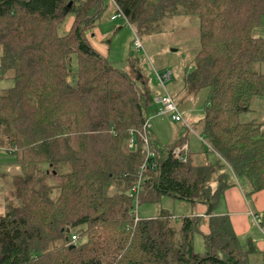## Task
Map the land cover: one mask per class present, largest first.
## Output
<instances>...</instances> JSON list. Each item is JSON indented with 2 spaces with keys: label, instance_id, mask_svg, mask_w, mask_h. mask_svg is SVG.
<instances>
[{
  "label": "trees",
  "instance_id": "16d2710c",
  "mask_svg": "<svg viewBox=\"0 0 264 264\" xmlns=\"http://www.w3.org/2000/svg\"><path fill=\"white\" fill-rule=\"evenodd\" d=\"M114 1L139 27L198 18L197 65L186 85L189 95L208 90L198 130L219 161L195 165L187 136L165 146L150 129L144 145L155 96L88 35L115 13L110 2L0 0L1 78L14 81L0 89V135L22 170L14 178L21 206L0 215V264H252L254 244L242 246L230 218L215 213L232 184L222 174L215 190L210 183L226 170L264 190V124L241 121L264 97V72L255 70L264 63V0ZM165 196L207 207L205 253L194 248L202 218L176 226L164 210L152 219L136 212Z\"/></svg>",
  "mask_w": 264,
  "mask_h": 264
},
{
  "label": "rangeland",
  "instance_id": "374dc122",
  "mask_svg": "<svg viewBox=\"0 0 264 264\" xmlns=\"http://www.w3.org/2000/svg\"><path fill=\"white\" fill-rule=\"evenodd\" d=\"M72 21L73 17L69 16L61 26L59 33L66 34ZM150 26L153 31H150ZM92 34L95 35L97 42L100 40L103 42V46L108 49V61L134 80L140 90L147 88L153 96L163 95L165 89L159 83L157 73L172 72V80L166 83L165 88L174 99L176 98L177 104H180L179 109L185 123L173 121L170 115H157L160 105L155 103L148 112L151 133L165 146L187 136L194 164L213 163L212 151L209 152L211 149L202 140L198 130V123L204 118L208 90L202 89L194 95H189L186 85L188 74L197 65L200 37L198 18L188 14H177L161 19L154 24L144 23L142 27H139L134 21L124 25L121 19L103 20ZM137 39L141 42V50H137L135 47ZM2 53V47H0V57ZM255 70L264 72V63L257 65ZM1 75L0 71V89L13 87L14 81L7 77L2 79ZM139 78L142 80L139 81ZM140 82L141 85H139ZM252 109L251 112L241 117V121H255L257 124H264V97L256 98L253 101ZM7 147L8 143L0 135V215L21 206L16 194L14 178L20 175L22 170L18 165H10L6 162V160L13 159V156L6 152ZM206 157L208 161L205 160ZM61 169L63 173L69 170L68 166ZM221 174L227 177L228 183H231L227 171L222 170L212 177L210 183L212 187L218 185L216 180ZM113 192L110 190L109 193ZM58 195L59 190L55 189L50 198L56 199ZM136 204L138 202H135ZM136 208H138L140 217L144 219L155 218L159 216L161 210H164L173 215V222L176 226H180L183 217L202 218L199 232L194 235V248L196 253L207 251L204 239V236L207 235L204 220L207 217L200 215L201 207L198 204L193 205L165 196L162 197L160 204L145 202L140 203ZM85 241L86 238L81 242ZM58 243L60 244L61 241L58 240Z\"/></svg>",
  "mask_w": 264,
  "mask_h": 264
},
{
  "label": "crops",
  "instance_id": "0c3cea01",
  "mask_svg": "<svg viewBox=\"0 0 264 264\" xmlns=\"http://www.w3.org/2000/svg\"><path fill=\"white\" fill-rule=\"evenodd\" d=\"M112 9V8H110ZM111 11L107 12L103 20H111ZM73 22V21H72ZM71 22V24H72ZM70 24V26H71ZM69 26V28H70ZM89 39L93 47L103 56H108V49L103 46V42L95 40V35L89 33ZM158 98V96H155ZM176 101V100H175ZM214 156L213 164L219 161V158ZM208 161V158L206 159ZM12 165V160H6ZM228 170V169H227ZM232 186L225 190L222 194L215 213L219 216H228L230 218L233 230L238 236L242 246L248 248L252 242L257 250L251 256L252 264H264V190L254 192L249 181L245 178H236L233 173H228ZM215 185L213 189L215 190ZM200 215L206 216L207 207L198 204ZM206 222V233H209L208 219Z\"/></svg>",
  "mask_w": 264,
  "mask_h": 264
},
{
  "label": "built area",
  "instance_id": "2783aa9c",
  "mask_svg": "<svg viewBox=\"0 0 264 264\" xmlns=\"http://www.w3.org/2000/svg\"><path fill=\"white\" fill-rule=\"evenodd\" d=\"M108 2H110L114 9H115V13L111 16V20L112 21H116V20H119L121 19L123 24H129V21L127 18H125L124 16H122V14L120 13L119 11V7L117 6V4L115 3L114 0H108ZM135 47L137 50H141L142 49V45H141V42L139 39H137L135 41ZM172 72H167V73H164V74H159L157 73V77H158V80H159V83L163 86V88L165 89V93L161 96H159L158 98H156L155 102L157 104L160 105L159 107V110H158V114L157 115H170L171 119L177 123H185V120L183 119V115L179 109V106L177 104V102L175 101V99L172 97V95L170 93L167 92L166 88H165V85L166 83L170 82L172 80ZM144 130H145V133L144 135H142V139L144 141V145L145 146H148L149 145V136H148V131L150 130V123L149 121L146 122L145 124V127H144ZM135 144V140L132 139L131 141V145L134 146ZM151 156H154V154H151ZM175 156L177 158H181V152L180 150H177L175 152ZM183 158V157H182ZM186 159V158H184ZM183 159V160H184ZM145 168V166H144ZM142 182V179H140V182ZM139 190V187H134L131 191V195L133 196L134 194H136ZM136 212H138V208H136ZM138 215V213H137ZM139 220V217L137 216V221ZM72 240L74 242L78 241V238L77 236H73L72 237Z\"/></svg>",
  "mask_w": 264,
  "mask_h": 264
}]
</instances>
